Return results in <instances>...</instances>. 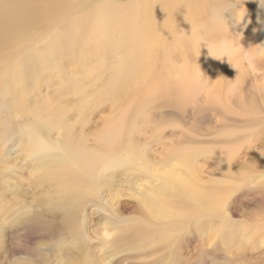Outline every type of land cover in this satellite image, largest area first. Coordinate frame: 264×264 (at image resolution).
Listing matches in <instances>:
<instances>
[{"label":"rangeland","instance_id":"rangeland-1","mask_svg":"<svg viewBox=\"0 0 264 264\" xmlns=\"http://www.w3.org/2000/svg\"><path fill=\"white\" fill-rule=\"evenodd\" d=\"M169 1L162 22L167 31L153 48L149 70L130 92L111 99L116 104L107 98L115 78L110 55L104 48L95 52L91 40L62 21L37 22L0 50L1 71L5 58L28 47L39 80L23 98L0 87V264H264V83L260 75L246 83L234 75L216 78L211 60L192 59L188 27L201 26L195 18L190 22L189 12L198 0ZM199 1L205 17L215 5L218 12L228 9L225 0ZM251 30L241 44L253 42L257 31L264 39L262 22ZM57 37L61 43L54 48ZM15 38L22 41L13 44ZM183 74L192 78L188 86ZM119 116L125 141L143 156L106 172L104 183L70 216L60 185L45 177L37 166L41 157L30 153L25 128L38 118L47 139L60 140L69 129L73 141L90 147ZM184 150L196 184L225 185L222 205L216 213L188 217L154 214L143 198L162 183L155 175L183 173L178 157Z\"/></svg>","mask_w":264,"mask_h":264},{"label":"bare ground","instance_id":"bare-ground-1","mask_svg":"<svg viewBox=\"0 0 264 264\" xmlns=\"http://www.w3.org/2000/svg\"><path fill=\"white\" fill-rule=\"evenodd\" d=\"M225 3L228 9L218 12V5H215V12L208 17L204 16L201 1H195L191 5L189 20L195 22L194 18L197 19L196 23L201 28L195 30L188 27L190 56L199 60L200 55H204L206 60H211L209 68L214 70L216 78L234 75L238 82L246 83V79L257 80V75H260L258 80L264 83V69L260 68V64L264 63V39H259L257 31L253 42H239L251 36V26L256 24V20L257 23L264 24V0H225ZM171 6L173 4L169 0H0V50L10 46V43H6L8 38L26 35L37 22L62 21L70 31L79 32L87 40H91L95 52L98 48H104L110 55L111 71L115 78L107 98L116 104L117 101L111 99L120 98L130 92L149 70L153 48L160 47V37L167 31L162 22L170 15ZM242 6L245 9H240ZM69 9L74 10L68 16ZM185 9L188 10V6ZM257 12H260L258 17ZM12 41L14 44L22 39L15 38ZM60 43L61 38H55L54 48ZM146 47L147 54L144 56ZM29 54L28 47L17 50L14 58L4 59L3 69L0 71V75L4 76L0 87H10L22 98L28 96L32 83L39 82L36 74H33ZM244 61L246 67L242 65ZM44 66L52 68L55 65ZM183 77L188 86L191 76L183 74ZM254 86H249V89ZM239 87L243 90L242 85ZM46 101L53 102L51 99ZM54 114L60 122V113L55 111ZM24 133L30 153L41 157L37 166L46 178H51L56 185H60L62 195L66 197L72 210L70 216L79 208L83 197L92 195L95 188L104 183L106 172L123 163L137 161L143 156L139 148L125 141L120 116L108 120L99 136L98 144L90 147L73 141L69 129L60 140L47 139L42 133L38 118H34ZM218 155V161L224 163L225 157ZM178 165L182 168L181 174L177 173L168 179H162L161 174L155 175L162 183L159 187L150 188L143 198L149 210L152 209L154 214L160 216L175 218L178 215L188 217L193 211L216 213L226 193L223 188L225 185L213 183L211 186L202 187V184H196L188 173V168H191V155L186 150L179 155ZM172 228V224L168 225L167 230ZM160 237L166 239L168 236L163 233Z\"/></svg>","mask_w":264,"mask_h":264}]
</instances>
